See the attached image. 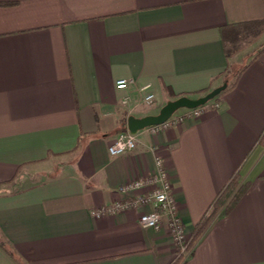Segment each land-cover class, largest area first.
<instances>
[{"label":"crops","instance_id":"0c3cea01","mask_svg":"<svg viewBox=\"0 0 264 264\" xmlns=\"http://www.w3.org/2000/svg\"><path fill=\"white\" fill-rule=\"evenodd\" d=\"M260 43L264 0H0V264H264ZM254 46L198 120L142 130L133 152L109 155L129 117L228 87L227 66ZM158 170L183 226L181 254L166 216L139 229L151 206L94 215L146 195L157 186L119 188ZM234 176L247 190L188 248Z\"/></svg>","mask_w":264,"mask_h":264},{"label":"built area","instance_id":"2783aa9c","mask_svg":"<svg viewBox=\"0 0 264 264\" xmlns=\"http://www.w3.org/2000/svg\"><path fill=\"white\" fill-rule=\"evenodd\" d=\"M129 86V82L126 80H118L115 83V89L126 90ZM142 88L140 91H143ZM128 99H123V103H127ZM154 98L152 95H147L143 98V102L146 104H152ZM203 108H197L194 110H185V113L181 116H172L168 121L160 126H154L147 128L150 134L156 135L162 129H167L178 122L184 120H198L201 116ZM137 140L135 135L129 133L127 128L122 131L114 140V142L108 147V153L112 157L122 156L133 152L136 149ZM157 166H161L160 160L156 162ZM147 186H157L149 191L146 195H137L130 201H124L122 203H116L112 207L102 208L94 213L96 218L102 217L105 214H114L116 211L138 210L141 207L151 206L152 211L143 213L138 219V227L140 230H157L160 228L163 216L168 219V226L170 230V237L178 248L179 253H183L185 246V235L183 232V226L174 214L173 200L170 194V186L166 180V173L163 170H158L153 177L147 179H139L131 181L126 185L119 188L121 194L139 192Z\"/></svg>","mask_w":264,"mask_h":264},{"label":"trees","instance_id":"16d2710c","mask_svg":"<svg viewBox=\"0 0 264 264\" xmlns=\"http://www.w3.org/2000/svg\"><path fill=\"white\" fill-rule=\"evenodd\" d=\"M262 52H264V50H261L259 52V54L256 56V59L258 58V56ZM231 53H232V51H230V52L227 51V59H229ZM229 71L230 70H228V66H227L226 70L223 73V77L226 80L228 79V77L230 75V72ZM242 71H243V69L233 75L234 76V80H233V82L231 84L228 85V87H227L226 90L232 88L235 85V83H236L238 77L240 76V74L242 73ZM219 96H217L216 98H214L212 101L208 102L205 106L217 102ZM205 106H203L202 108H204ZM123 130H124V127H123V129L121 131H123ZM261 144H264V137L261 138ZM247 188H248V185H242V184H240L239 177L238 176H234L231 179V181L227 184V186L223 189V191L220 193V195L216 199L215 203L212 206V209H211L209 215L204 219V221L201 223V225L197 229V232H196L194 238L192 239V241L189 243L188 248H190L192 246V244L196 240L199 239V237L205 231V229L207 228V226L210 224V222L217 215L226 216V215H228L232 211V209L235 207V205L237 204V202L243 196V194L245 193V191L247 190ZM181 261H182V256L179 257L173 264H181Z\"/></svg>","mask_w":264,"mask_h":264},{"label":"water","instance_id":"95a60500","mask_svg":"<svg viewBox=\"0 0 264 264\" xmlns=\"http://www.w3.org/2000/svg\"><path fill=\"white\" fill-rule=\"evenodd\" d=\"M227 84L211 90L199 98H189L186 96L179 97L176 100L167 102L158 112L157 115L146 116L143 118L129 117L127 119V130L130 134L136 135L138 132L150 127L160 126L168 121L178 110H194L205 106L208 102L219 96Z\"/></svg>","mask_w":264,"mask_h":264},{"label":"rangeland","instance_id":"374dc122","mask_svg":"<svg viewBox=\"0 0 264 264\" xmlns=\"http://www.w3.org/2000/svg\"><path fill=\"white\" fill-rule=\"evenodd\" d=\"M259 45H264V44H262V43H260ZM258 46V45H257ZM253 47V48H251L250 47V49L249 50H246L245 52H242V53H240L239 55H237L233 60H232V65L234 66L233 67V69L231 70V74L229 75V77H228V79H227V82L229 83V84H231L232 82H233V80H234V74H235V72H237L238 70H240V66H244V64L246 63V61H247V59L249 58V57H247V55H249V54H252L253 53V51H255L258 47ZM180 111H182V110H178L176 113H178V112H180ZM127 128V127H126ZM125 128V129H126ZM124 129V130H125ZM123 130V131H124ZM196 234V233H195ZM194 234V235H195ZM186 246V245H185Z\"/></svg>","mask_w":264,"mask_h":264}]
</instances>
